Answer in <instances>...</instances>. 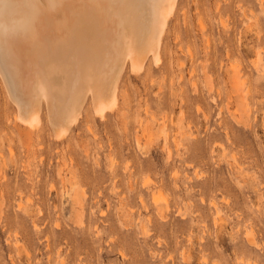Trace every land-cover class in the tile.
I'll return each mask as SVG.
<instances>
[{
  "label": "rangeland",
  "instance_id": "374dc122",
  "mask_svg": "<svg viewBox=\"0 0 264 264\" xmlns=\"http://www.w3.org/2000/svg\"><path fill=\"white\" fill-rule=\"evenodd\" d=\"M43 1L0 2V264H264V0H176L139 72L115 53L125 0ZM147 1L126 0L145 30ZM66 15L81 34L49 37ZM88 60L119 65L112 109L95 112L78 74L88 95L64 136L45 98L39 123L19 120L38 64L66 85Z\"/></svg>",
  "mask_w": 264,
  "mask_h": 264
},
{
  "label": "bare ground",
  "instance_id": "6f19581e",
  "mask_svg": "<svg viewBox=\"0 0 264 264\" xmlns=\"http://www.w3.org/2000/svg\"><path fill=\"white\" fill-rule=\"evenodd\" d=\"M2 1V0H1ZM0 1V2H1ZM5 1V0H4ZM38 1V0H37ZM41 1V3L43 4V5H45L46 3L43 1V0H40ZM51 1V0H50ZM66 1V0H65ZM64 1V2H65ZM68 1V0H67ZM86 1V0H85ZM90 1V0H89ZM88 1V2H89ZM91 1H93V0H91ZM104 0H102V2H103ZM123 1L124 0H122V3H123ZM127 1H129V0H127ZM34 2H36V1H34ZM52 2H53V0H52ZM51 2V3H52ZM60 2H62V1H60ZM71 2H72V0H71ZM87 2V3H88ZM99 2H101V1H99ZM107 2H108V0H107ZM106 2V3H107ZM150 2H151V6H149V7H151V23L149 24V26L147 27V29L145 30L142 26H140L141 24H137L136 23V18H137V16H133V14L135 13V10H131V11H133V12H131L130 11V9L129 10H127V7L128 8H130L129 6H128V4H127V2H126V0L124 1V5H123V7H124V9H125V11H124V9H122L121 11H124V13H123V15L121 16L120 14H118V11L116 12V14H117V16H118V18H115V19H117L118 20V25H115V26H119L118 27V30H117V36L116 37H113V39L114 38H116L117 40V42H118V44H117V47L115 46V53H116V57H117V60L118 61H120V65L122 64V61L123 60H126V58L127 59H129L130 61V63H131V65L134 67V68H139V67H141V65H142V67H141V69L143 68V64L142 63H144V60H146L145 58H147V54H150L152 57L151 58H153L152 60H155V61H158V57H159V48H160V43H161V40H162V35H163V32H164V30H165V26L167 25L166 24V20L168 19L167 18V15H168V13H170V12H172V10H173V8H174V5H175V2H176V0H150ZM149 2V3H150ZM8 3V2H7ZM58 3H59V0H58ZM68 3V2H67ZM70 3V2H69ZM91 3V2H90ZM93 3H94V1H93ZM93 3H91L90 5H92ZM147 3H148V1H147ZM148 3V4H149ZM14 4V3H13ZM62 4V3H61ZM85 4V3H84ZM32 5V4H31ZM37 5V4H36ZM40 5V4H39ZM64 5V4H63ZM89 5V6H90ZM94 5H96V2H95V4ZM99 5H100V3H99ZM99 5L97 6V7H99ZM101 5H102V3H101ZM106 5V4H105ZM110 5V4H109ZM132 5V4H131ZM130 5V6H131ZM26 6H28V5H26ZM70 6V5H69ZM84 6V5H83ZM83 6H82V8H83ZM88 6V7H89ZM107 6V8H102V10H107L108 9V5H106ZM120 6V5H119ZM146 6V5H145ZM44 7V6H43ZM59 7V6H58ZM71 7V6H70ZM85 7V6H84ZM87 7V8H88ZM95 7V6H94ZM96 7V8H97ZM121 7V6H120ZM126 7V8H125ZM24 8V7H23ZM69 8V7H68ZM96 8H94L95 9V11H96ZM109 8H111V10H109L110 12L111 11H113L112 9V7H109ZM132 8V7H131ZM12 9V8H11ZM30 9V8H29ZM33 9H34V7H33ZM55 9V8H54ZM59 9V8H58ZM70 9H72V8H70ZM79 9H81V8H79ZM83 9H85V8H83ZM99 9V8H98ZM120 9V8H119ZM25 10V9H24ZM63 10H67V8H65V9H62V11ZM86 10H89V9H86ZM93 10V9H92ZM91 10V11H92ZM101 10V9H100ZM101 10V11H102ZM105 10V11H106ZM116 10H118V6H117V8L113 11V13H115V11ZM140 10V9H139ZM148 10V9H147ZM18 11V10H17ZM33 11H36V10H33ZM56 11V10H55ZM61 11V12H62ZM68 11V10H67ZM84 11V10H83ZM105 11H102V13L104 14V12ZM16 12V11H15ZM43 11H41L40 13H42ZM73 12V11H72ZM82 12V11H81ZM89 11H87V13H88ZM107 12H108V10H107ZM109 12V13H110ZM22 13V11L19 13V14H21ZM26 13V12H25ZM25 13L23 14L24 15V17H25ZM29 13V12H28ZM28 13L26 14V15H28ZM33 13V12H32ZM31 13V14H32ZM39 13V12H38ZM45 13V12H44ZM63 13H65V11L64 12H62V14L61 15H63ZM92 13V12H91ZM91 13H90V15H89V13H88V16L87 15H85V19H87L89 22H95L96 20H98L101 16L99 15L100 13H98V12H96V15H91ZM93 13H95L94 11H93ZM92 13V14H93ZM97 13H98V15L100 16H98L97 15ZM101 13V14H102ZM112 13V12H111ZM119 13H121V12H119ZM133 13V14H132ZM138 13V12H137ZM137 13H136V15H137ZM35 14V13H34ZM58 14H60V13H56V15H58ZM66 14H67V12H66ZM84 14H85V12H84ZM170 14H172V13H170ZM15 15V14H14ZM13 15V16H14ZM43 15V14H42ZM42 15H40V18H42ZM45 15V14H44ZM49 15H51V14H49ZM108 15V14H107ZM112 15V14H111ZM109 16V18H107V20L108 19H112V18H110V17H113V19H114V17L115 16ZM115 15V14H114ZM18 16H22V15H18ZM30 16V15H29ZM46 16V15H45ZM104 16H106V15H104ZM31 17V16H30ZM33 17L34 18H37V17H35V15H33ZM33 17H32V19L31 20H33ZM44 17V16H43ZM55 17V16H54ZM60 17V16H59ZM63 19H64V21L63 22H58V20L60 21V19H58V18H56V20L55 21H57V24L55 25L54 23H56V22H53V27H55L54 28V30L55 31H53V30H51L50 31V34H48V36L49 37H53V39L55 38V34H57V33H59V34H61L59 37V39H61V38H63V37H65V35H67V34H69L70 32H76L78 29H80V26H79V28H77L78 26L76 25L77 23L75 22L74 23V26H73V24H71L70 23V20H69V17H68V15H66V17H64V16H61ZM60 17V18H61ZM84 17V16H83ZM94 17H96L95 19H94ZM97 17H99V18H97ZM108 17V16H107ZM17 18H19V17H17ZM22 18V17H21ZM21 18H19V19H21ZM27 18V17H26ZM40 18H37V19H39L38 21H40ZM47 18V17H46ZM66 18V19H65ZM138 18H140V17H138ZM167 18V19H166ZM169 18H170V16H169ZM13 19H15V18H13ZM24 19V18H23ZM28 19H30V18H28ZM36 19V20H37ZM43 19V18H42ZM55 19V18H54ZM54 19H53V21H54ZM101 19H103V17L101 18ZM105 19V18H104ZM103 19V20H104ZM112 19V20H113ZM22 20V19H21ZM44 20V19H43ZM46 20V19H45ZM52 20V18L50 19V21ZM62 20V19H61ZM82 20V19H81ZM106 20V22H108ZM117 20L116 21H114V22H117ZM139 20V19H138ZM27 21V20H26ZM35 21V20H34ZM34 21H32V22H34ZM47 21V20H46ZM71 21H73V19L71 20ZM74 21H76V20H74ZM86 22V20H83L82 22ZM101 22H103L102 20H100ZM140 21V20H139ZM16 22H17V20H16ZM41 22H42V20H41ZM43 22H45V21H43ZM99 22V21H98ZM112 21H109V23H111ZM26 23V22H25ZM25 23L22 21V22H20L19 24H18V26L21 28V30H24V31H26L27 33H25V32H21L22 34H20L21 36L20 37H22L23 39L25 38L26 39V36H28V35H30L31 33H32V30L31 29H29V27H28V29L26 28L27 27V25H25ZM40 23V22H39ZM45 23H47V22H45ZM96 23V22H95ZM104 23V22H103ZM102 23V24H103ZM109 23H106V24H109ZM139 23H141V22H139ZM146 23H147V21H146ZM28 25H29V23H27ZM33 24V23H32ZM71 24V25H70ZM85 24H87V23H85ZM84 24V25H85ZM94 24V23H93ZM101 24V25H102ZM105 24V25H106ZM114 24H116V23H114ZM34 25H35V23H34ZM47 25V24H46ZM45 24L43 25V26H46ZM99 25V24H98ZM105 25H104V27H105ZM110 26H111V24H109ZM145 25V24H144ZM31 26V25H30ZM49 26V25H48ZM74 27V29H73V27ZM91 24H90V27L89 28H91ZM96 26V25H95ZM112 26H113V24H112ZM111 26V27H112ZM33 28L35 27V26H32ZM31 27V28H32ZM71 27V28H70ZM96 27H99V26H96ZM101 27V26H100ZM109 27V26H108ZM117 27L115 28V29H117ZM35 28H37V27H35ZM35 28L33 29V31L35 30ZM43 27H41V29H42ZM45 28V27H44ZM84 28H86V27H84ZM83 28V29H84ZM110 28V27H109ZM113 28V27H112ZM111 28V30H113ZM77 29V30H76ZM81 29H82V27H81ZM80 29V30H81ZM88 29V27L86 28V30ZM94 29V28H93ZM92 29V30H93ZM98 29V28H97ZM20 30V29H19ZM65 30V31H64ZM77 31L78 33H80L81 34V31ZM99 30V29H98ZM46 31L48 32L49 30H47L46 29ZM88 31H89V29H88ZM87 31V32H88ZM114 31H116V30H114ZM113 31V32H114ZM36 32H37V29H36ZM35 32V33H36ZM86 32V33H87ZM96 32H97V34H98V31H95V34H96ZM100 32V31H99ZM104 32V31H103ZM78 33H76V35L78 34ZM90 34H92L93 32L92 31H90L89 32ZM111 33H112V31H111ZM165 33V32H164ZM19 34V33H18ZM74 34V33H73ZM89 34V35H90ZM96 34V35H97ZM114 34H115V32H114ZM16 36H17V34H16ZM34 36V33L33 34H31V37H33ZM84 36V35H83ZM98 36V35H97ZM97 36H91V37H97ZM19 37V38H20ZM75 37V36H74ZM82 37V36H81ZM85 37V36H84ZM83 37V38H84ZM87 37V36H86ZM99 37V36H98ZM22 38H20L19 40H20V42H22V41H25V40H22ZM29 38V37H28ZM71 38H73V37H71ZM79 38H80V35H79V37H77L76 39H78L79 40ZM82 38V39H83ZM92 39H94V38H92ZM110 39V38H109ZM108 39V40H109ZM15 40V39H14ZM22 40V41H21ZM30 40V39H29ZM86 40H88V39H86ZM10 41V40H9ZM26 41H28V40H26ZM36 41V40H35ZM76 41V40H75ZM79 41H81V40H79ZM82 41H85L84 39L82 40ZM114 41V40H113ZM15 42V41H14ZM18 42V40L16 41V43ZM31 42V41H30ZM52 42V41H51ZM62 42V41H61ZM107 42H110V41H107ZM112 42V41H111ZM111 42H110V44H111ZM115 42V41H114ZM33 43H35V42H33ZM33 43L32 44H30V45H33ZM76 43V42H75ZM79 42H77V44H78ZM17 44H19V42L17 43ZM15 45V43H14V45L15 46H17L18 47V45ZM21 45L22 44H25L24 42L23 43H20ZM37 44V43H36ZM73 44H74V42H73ZM72 44V45H73ZM108 44V43H107ZM114 44V43H113ZM9 45V44H8ZM13 45V46H14ZM26 45V44H25ZM24 45V46H25ZM29 45V46H30ZM41 45V44H40ZM45 45V44H44ZM69 45V44H68ZM67 45V46H68ZM100 45V44H99ZM35 46V45H34ZM39 46V45H38ZM83 46V45H82ZM101 47L100 48H102L104 45H102V43H101V45H100ZM16 47V49H18ZM22 47V46H21ZM20 46H19V48H21ZM27 47H28V45H27ZM41 47V46H40ZM46 47V46H45ZM45 47H43V48H45ZM74 47V46H73ZM84 47V46H83ZM111 47V46H110ZM87 48H89L88 46H87ZM96 48H98V45H97V47ZM108 48H109V46H108ZM14 49V48H13ZM15 49V50H16ZM22 49H23V47H22ZM69 49V48H68ZM74 49V48H73ZM103 49H104V47H103ZM14 50V51H15ZM75 50V49H74ZM73 50V51H74ZM98 50H99V48H98ZM20 51L21 52H23L22 50H20L19 49V51H18V53H20ZM66 51V50H65ZM78 51V50H77ZM83 51H84V49H83ZM10 52V51H9ZM16 53H17V50L15 51ZM14 52V53H15ZM82 52V51H81ZM80 52V53H81ZM106 52V51H105ZM108 52V51H107ZM17 53V54H18ZM68 53V52H67ZM70 53H72L71 51H70ZM74 53V52H73ZM94 53V52H93ZM98 53V52H97ZM75 54V53H74ZM79 54V53H78ZM102 54V53H101ZM161 54V53H160ZM9 55V54H8ZM20 55V54H19ZM18 55V56H19ZM76 55H77V53H76ZM94 55V54H93ZM98 55V54H97ZM17 56V55H16ZM15 56V57H16ZM26 56H28V54H26ZM82 56V55H81ZM101 56H103V55H101ZM108 56H110V54L108 55ZM13 57H14V55H13ZM11 58V64H12V69H13V71H14V75L18 78V81L19 80H21V73H23V72H21L20 73V71H19V69H18V65H17V63L16 62H18V61H20V60H16L15 59V57L14 58ZM29 58H30V56H28ZM112 57V56H111ZM24 58H26V57H24ZM72 58V57H71ZM90 58V57H89ZM94 58V57H93ZM108 58V57H107ZM110 58V57H109ZM18 59V58H17ZM74 59H75V57H74ZM73 59V61H75ZM95 59V58H94ZM112 59V58H111ZM116 58H114V62L116 63V60H115ZM121 59H122V61H121ZM78 60V59H77ZM86 60V59H85ZM90 60V59H89ZM89 60H88V62H89ZM97 60V59H96ZM113 60V59H112ZM44 61H45V59H44ZM79 61H81L80 59H79ZM78 61V62H79ZM84 61V60H83ZM91 61V60H90ZM85 62V64H86V61H84ZM112 62V61H111ZM113 62V63H114ZM90 63H92V62H89V65L87 64V65H85V67L83 68L82 66H81V68H83L80 72H78V71H76L77 73L74 75L73 73L72 74H68V75H66V85H65V79H63L61 76V74H60V76L59 75H53V74H50V73H48V72H46V70H44V68L42 67V69L43 70H41L40 71V68H41V66H40V64H38L39 65V67H38V69L37 70H35L34 71V73L36 74L35 76H36V83L34 84V82H33V86L29 89V91L28 90H26V91H28L26 94H27V97H26V105H24V110L25 111H23L22 110V112L23 113H20L21 114V118L19 119V120H21V121H25L26 122V124H28V123H30V122H32V124L30 123V125L32 126L33 125V123H34V125H36L37 123H39L40 122V120H39V116H37V114L39 115V113H37L38 111H39V109L37 110V105H39V104H37L38 102V99H36L35 100V98H39L40 99V97L43 99V101H44V98L46 99V101H47V103H48V105L50 104L51 106H52V109H53V113L55 114V118H54V123L53 124H55V126L54 127H59V131L58 132H60V133H56L57 132V130L54 128V130H56L54 133H55V136H56V134H57V136L60 134V136H64L65 134H66V131L65 132H63L64 134L62 135V133H61V131H62V129H63V127H62V125L60 124V122H61V120H63V119H66L67 121H69V122H71V123H69V126L73 123L72 121L74 120V119H76L75 117H74V114H75V112H77V108H80L79 107V103H80V100L79 101H77L78 100V97H80L79 95H80V91H81V94L83 93V91L82 90H80L79 91V89H81L82 88V86L81 85H79V82H78V84L76 83V85H78L76 88H79V86L81 87V88H79L78 90L76 89H73V84H74V82H75V77L76 76H78V74L80 75L79 76V78H80V80L82 79L83 81H84V86L86 87V90L87 91H89V93H91V95H92V99H93V101H94V106L95 107H93L94 109H96L95 110V112L96 111H99V112H101L104 108H107L108 106L110 107L111 105H113V104H115V102H117V101H114L115 100V94H116V83H117V81H116V78L118 79V76L115 78V79H113V80H111V81H109V79H108V76H109V74L108 73H111V70L112 69H115L117 66H119V65H117L115 68H110V67H113V66H115V64L112 66V65H110L109 67H108V63H110V62H108L106 65H107V67H108V70H110V72H108L107 70H105L104 68H106L105 66H104V68L103 69H101L100 71H96V69H95V73H94V68L93 67H95V66H97V64L95 65V66H92ZM94 63H95V61H94ZM97 63V62H96ZM125 63L126 62H124V64L123 65H125ZM154 63V62H153ZM20 64V63H19ZM41 64H42V62H41ZM74 64V63H73ZM93 64V63H92ZM102 64V63H101ZM156 64V63H155ZM84 65V64H83ZM105 65V64H104ZM122 65V66H123ZM130 65V64H129ZM24 66V65H23ZM74 66H76L75 64H74ZM78 66V65H77ZM92 66V67H91ZM97 68V67H96ZM107 69V68H106ZM120 69V68H119ZM118 69V70H119ZM121 69H122V67H121ZM21 70L23 71L24 69H22L21 68ZM60 70V69H59ZM105 70V71H104ZM117 70V71H118ZM132 70H133V68H132ZM137 70H140V68L139 69H134V72H136ZM143 70V69H142ZM25 71V70H24ZM33 71V70H32ZM36 71H37V73H36ZM74 71V70H73ZM141 71V70H140ZM29 72H30V70H29ZM68 72V71H67ZM66 72V73H67ZM71 72V71H70ZM137 72H139V71H137ZM27 71H26V74H23L24 75V79H25V75H27ZM34 73H33V75H34ZM120 73V72H119ZM118 72H117V74H119ZM29 74V73H28ZM107 74H108V76H107ZM113 74V73H112ZM29 75H31V74H29ZM33 75H32V78H33ZM2 76V75H1ZM55 76V77H54ZM110 76H112V75H110ZM3 77V76H2ZM15 77V79H17ZM31 77V76H30ZM29 77H27V79H28ZM76 78H78V77H76ZM112 78V77H111ZM24 79H22V80H24ZM1 80V79H0ZM30 80V79H29ZM33 80L35 81V78H33ZM22 82V81H21ZM27 82V81H26ZM32 83V82H31ZM81 83V82H80ZM12 84V83H11ZM26 85H27V83H25ZM29 84V83H28ZM82 84H83V82H82ZM19 87L21 86V84H20V81H19ZM23 85V84H22ZM25 85V88L27 87ZM75 85V84H74ZM72 86V87H71ZM28 88V87H27ZM24 89V88H23ZM67 90L69 91V93H66L67 92ZM6 91V90H5ZM24 91V90H23ZM86 92V91H85ZM84 92V93H85ZM87 93V95H88V92H86ZM67 95H69V96H67ZM87 95H82V96H87ZM90 95V94H89ZM82 96L80 97V98H82ZM83 100H84V97H83ZM42 101V100H41ZM81 102H83V101H81ZM21 103V102H20ZM113 103V104H112ZM14 104V103H13ZM46 104V103H45ZM22 105V104H21ZM50 105H49V108H50ZM81 105V104H80ZM23 106V105H22ZM22 106H20V107H22ZM106 106V107H105ZM115 106V105H114ZM17 107V106H16ZM47 107V106H46ZM111 109H112V107H110ZM110 108H108L109 110H110ZM20 109H22V108H20ZM107 111V110H106ZM105 112V111H104ZM98 114V113H97ZM104 114V113H103ZM99 116H100V113L98 114ZM102 115V114H101ZM39 120V122H37L38 120ZM37 120V121H36ZM34 121H36V122H34ZM64 122V121H63ZM60 124V125H59ZM65 124V123H64ZM67 124V123H66ZM65 124V125H66ZM61 128V129H60ZM66 129V128H65ZM64 129V130H65ZM67 130V129H66ZM56 138H60V137H56Z\"/></svg>",
  "mask_w": 264,
  "mask_h": 264
}]
</instances>
